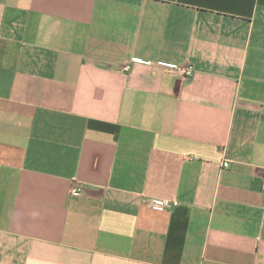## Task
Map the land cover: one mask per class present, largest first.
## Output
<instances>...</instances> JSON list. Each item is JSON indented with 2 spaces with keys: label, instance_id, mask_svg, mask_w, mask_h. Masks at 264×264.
<instances>
[{
  "label": "crops",
  "instance_id": "crops-1",
  "mask_svg": "<svg viewBox=\"0 0 264 264\" xmlns=\"http://www.w3.org/2000/svg\"><path fill=\"white\" fill-rule=\"evenodd\" d=\"M0 264H264V0H0Z\"/></svg>",
  "mask_w": 264,
  "mask_h": 264
},
{
  "label": "built area",
  "instance_id": "built-area-1",
  "mask_svg": "<svg viewBox=\"0 0 264 264\" xmlns=\"http://www.w3.org/2000/svg\"><path fill=\"white\" fill-rule=\"evenodd\" d=\"M182 77H190L193 74V69L190 66L177 67L175 69ZM223 168H227L229 166V162L227 160L222 163ZM81 192V188H73L71 190L72 195H77ZM151 205L160 211H167L178 205V202L175 200H164V199H152L150 200Z\"/></svg>",
  "mask_w": 264,
  "mask_h": 264
}]
</instances>
